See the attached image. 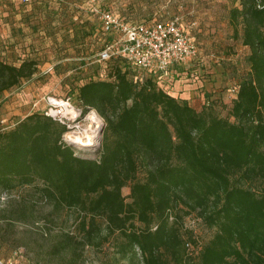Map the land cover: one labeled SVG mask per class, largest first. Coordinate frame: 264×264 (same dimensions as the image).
<instances>
[{"label":"trees","instance_id":"trees-1","mask_svg":"<svg viewBox=\"0 0 264 264\" xmlns=\"http://www.w3.org/2000/svg\"><path fill=\"white\" fill-rule=\"evenodd\" d=\"M118 1L148 12H119ZM172 1L176 12L161 10ZM97 2L102 11L144 24L179 15L197 47L186 63L201 56L194 33L201 29L180 8L185 0ZM227 21L249 49V73L233 87L227 115L220 116L213 97H199L197 105L157 85L162 73L123 57L98 61L111 40L98 17L90 51L96 62L111 64L110 72L73 87L82 112L95 110L104 120L98 157L78 155L63 140L66 125L46 109L34 110L0 128V191L40 182L41 194L56 208L78 209V245L94 242L102 218L106 235L122 238V255L134 251L141 264H264V0H234ZM37 71L34 59L15 64L0 58V97ZM179 204L214 229L204 243L176 212ZM11 213L24 218L28 207L20 204ZM74 241L65 233L53 254L66 253Z\"/></svg>","mask_w":264,"mask_h":264},{"label":"rangeland","instance_id":"rangeland-1","mask_svg":"<svg viewBox=\"0 0 264 264\" xmlns=\"http://www.w3.org/2000/svg\"><path fill=\"white\" fill-rule=\"evenodd\" d=\"M97 1L0 0V58L15 64L22 59H34L38 66L33 77L0 97V128H10L32 111L46 109L47 114L66 125L63 140L78 155L98 157L104 120L95 110L82 112L73 90L78 83L105 79L110 72L111 64L96 62L90 51V42L98 40L97 20L103 10ZM233 2L185 0L180 8L201 29L194 31L201 56L162 73L157 82L174 95L191 94L197 105L199 97H213L214 111L220 116L227 115L233 87L249 73V49L242 45L240 35L234 36L227 21ZM177 7L172 1L161 10L171 14ZM114 8L119 12H138L134 17L146 16L148 12L127 9L119 1ZM88 141L94 144H81ZM41 187L37 182L0 191V251L4 255L9 257L16 251L25 264H141L140 256L134 251L122 255L119 251L122 238L106 235L102 218H98L101 231L94 242L78 245L77 240L81 239L78 209L56 208L52 200L41 194ZM122 191L127 195L129 187H123ZM20 204L28 207L24 218L11 213ZM188 210L183 204L176 208L183 222H194L196 237L204 243L214 229L197 221L198 214ZM65 233L75 236L76 241L66 253L54 255L52 246L64 240Z\"/></svg>","mask_w":264,"mask_h":264},{"label":"built area","instance_id":"built-area-1","mask_svg":"<svg viewBox=\"0 0 264 264\" xmlns=\"http://www.w3.org/2000/svg\"><path fill=\"white\" fill-rule=\"evenodd\" d=\"M99 19L103 31L111 36V40L96 54L98 61L123 57L138 69L165 73L197 55L196 44L188 30L190 26L183 25L179 15L167 21L144 24L101 11ZM196 220L200 222V218ZM187 226L195 231L194 222H189ZM0 264L25 263L21 255L14 251L7 258L0 255Z\"/></svg>","mask_w":264,"mask_h":264},{"label":"bare ground","instance_id":"bare-ground-1","mask_svg":"<svg viewBox=\"0 0 264 264\" xmlns=\"http://www.w3.org/2000/svg\"><path fill=\"white\" fill-rule=\"evenodd\" d=\"M71 141H74V142H76V140H71ZM81 144H84V145H89V144H94L93 142H91V141H88V142H83V143H81Z\"/></svg>","mask_w":264,"mask_h":264},{"label":"crops","instance_id":"crops-1","mask_svg":"<svg viewBox=\"0 0 264 264\" xmlns=\"http://www.w3.org/2000/svg\"><path fill=\"white\" fill-rule=\"evenodd\" d=\"M190 95H191V94H187V97H191Z\"/></svg>","mask_w":264,"mask_h":264}]
</instances>
